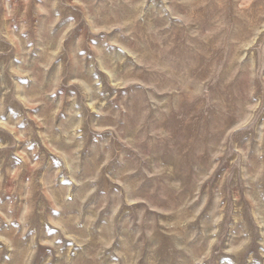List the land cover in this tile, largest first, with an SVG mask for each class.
Here are the masks:
<instances>
[{
  "label": "rangeland",
  "instance_id": "1",
  "mask_svg": "<svg viewBox=\"0 0 264 264\" xmlns=\"http://www.w3.org/2000/svg\"><path fill=\"white\" fill-rule=\"evenodd\" d=\"M0 264H264V0H0Z\"/></svg>",
  "mask_w": 264,
  "mask_h": 264
}]
</instances>
